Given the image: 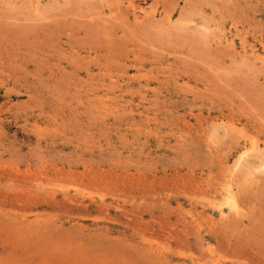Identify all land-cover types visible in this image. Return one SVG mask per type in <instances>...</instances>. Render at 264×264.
I'll list each match as a JSON object with an SVG mask.
<instances>
[{
    "label": "rangeland",
    "instance_id": "1",
    "mask_svg": "<svg viewBox=\"0 0 264 264\" xmlns=\"http://www.w3.org/2000/svg\"><path fill=\"white\" fill-rule=\"evenodd\" d=\"M0 264H264V0H0Z\"/></svg>",
    "mask_w": 264,
    "mask_h": 264
},
{
    "label": "bare ground",
    "instance_id": "2",
    "mask_svg": "<svg viewBox=\"0 0 264 264\" xmlns=\"http://www.w3.org/2000/svg\"><path fill=\"white\" fill-rule=\"evenodd\" d=\"M208 31V30H207ZM258 151V150H257ZM263 155V154H262ZM240 160V159H239ZM263 164V163H262ZM227 193H228V195H227V202L229 203V206H231V205H233V204H231L232 203V200H231V195H232V188L228 185V187H227ZM222 209V208H221ZM222 211V210H221Z\"/></svg>",
    "mask_w": 264,
    "mask_h": 264
}]
</instances>
